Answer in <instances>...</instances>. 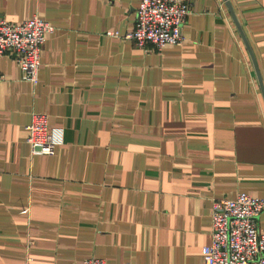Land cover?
<instances>
[{"label":"crops","instance_id":"0c3cea01","mask_svg":"<svg viewBox=\"0 0 264 264\" xmlns=\"http://www.w3.org/2000/svg\"><path fill=\"white\" fill-rule=\"evenodd\" d=\"M185 42L141 49L139 0H0L54 30L38 82L0 57V264H202L213 201L264 198V0H185ZM34 113L65 131L32 155ZM264 232V211L259 218Z\"/></svg>","mask_w":264,"mask_h":264},{"label":"built area","instance_id":"2783aa9c","mask_svg":"<svg viewBox=\"0 0 264 264\" xmlns=\"http://www.w3.org/2000/svg\"><path fill=\"white\" fill-rule=\"evenodd\" d=\"M185 0H139L136 24L126 35L141 49H164L185 42L183 27L191 14ZM54 27L39 16L12 24L0 18V57L10 56L18 63L22 79L38 82L41 54L47 36ZM27 143L32 155H54L65 142V131L53 128L49 116L34 113L27 126ZM264 198L239 193L235 198L213 201L212 239L202 249V264H264V232L259 218ZM72 264H107L101 258H89Z\"/></svg>","mask_w":264,"mask_h":264},{"label":"water","instance_id":"95a60500","mask_svg":"<svg viewBox=\"0 0 264 264\" xmlns=\"http://www.w3.org/2000/svg\"><path fill=\"white\" fill-rule=\"evenodd\" d=\"M227 5H228V7H229V9L231 11V14H232V17H233V19H234V21L236 23V26L238 27L240 35H241V37H242V39H243V41H244V43H245V45H246V47L248 49V52H249L250 57L252 59V62H253V65H254V68H255V71H256V74H257L258 82H259V85H260V88H261V91H262V94H263V97H264V85H263V82L261 80V76H260V73H259V69H258V66H257V62H256V59H255V56L253 54V51H252V49H251V47H250V45H249V43L247 41V38H246L245 34L243 33V30H242V28H241V26L239 24V21H238L236 15H235L230 3L227 2Z\"/></svg>","mask_w":264,"mask_h":264}]
</instances>
